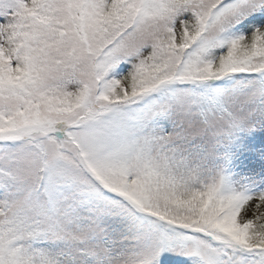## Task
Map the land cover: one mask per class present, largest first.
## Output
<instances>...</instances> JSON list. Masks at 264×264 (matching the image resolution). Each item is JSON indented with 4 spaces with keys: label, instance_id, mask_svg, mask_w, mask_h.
Returning a JSON list of instances; mask_svg holds the SVG:
<instances>
[{
    "label": "snow or ice",
    "instance_id": "obj_1",
    "mask_svg": "<svg viewBox=\"0 0 264 264\" xmlns=\"http://www.w3.org/2000/svg\"><path fill=\"white\" fill-rule=\"evenodd\" d=\"M0 264H264V0H0Z\"/></svg>",
    "mask_w": 264,
    "mask_h": 264
}]
</instances>
